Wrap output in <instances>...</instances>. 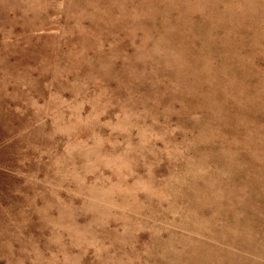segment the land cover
<instances>
[{
  "label": "rangeland",
  "instance_id": "rangeland-1",
  "mask_svg": "<svg viewBox=\"0 0 264 264\" xmlns=\"http://www.w3.org/2000/svg\"><path fill=\"white\" fill-rule=\"evenodd\" d=\"M0 264H264V0H0Z\"/></svg>",
  "mask_w": 264,
  "mask_h": 264
}]
</instances>
